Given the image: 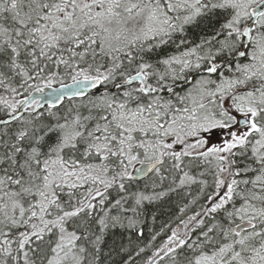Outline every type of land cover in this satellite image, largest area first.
<instances>
[{"label": "snow or ice", "instance_id": "6c2138e0", "mask_svg": "<svg viewBox=\"0 0 264 264\" xmlns=\"http://www.w3.org/2000/svg\"><path fill=\"white\" fill-rule=\"evenodd\" d=\"M0 264H264V0H0Z\"/></svg>", "mask_w": 264, "mask_h": 264}, {"label": "trees", "instance_id": "16d2710c", "mask_svg": "<svg viewBox=\"0 0 264 264\" xmlns=\"http://www.w3.org/2000/svg\"><path fill=\"white\" fill-rule=\"evenodd\" d=\"M198 30H194V32H196ZM190 33V35L194 34ZM176 199V197H172L170 200L166 201L165 203L161 204L159 206V211L162 213L160 216V219H164L165 218V214H168L169 212H174L175 211V207L172 203V201H174Z\"/></svg>", "mask_w": 264, "mask_h": 264}]
</instances>
